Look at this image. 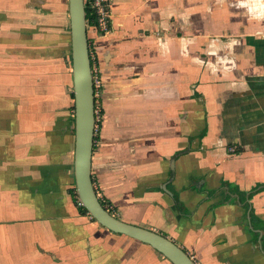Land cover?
I'll use <instances>...</instances> for the list:
<instances>
[{"label":"crops","instance_id":"1","mask_svg":"<svg viewBox=\"0 0 264 264\" xmlns=\"http://www.w3.org/2000/svg\"><path fill=\"white\" fill-rule=\"evenodd\" d=\"M92 177L197 264H264V0H111ZM68 0H0V264H172L76 204Z\"/></svg>","mask_w":264,"mask_h":264},{"label":"water","instance_id":"2","mask_svg":"<svg viewBox=\"0 0 264 264\" xmlns=\"http://www.w3.org/2000/svg\"><path fill=\"white\" fill-rule=\"evenodd\" d=\"M68 16L74 96V177L76 194L82 207L101 226L149 245L172 264H197L183 247L170 238L149 228L121 220L103 206L92 177L96 99L86 0H68Z\"/></svg>","mask_w":264,"mask_h":264},{"label":"built area","instance_id":"3","mask_svg":"<svg viewBox=\"0 0 264 264\" xmlns=\"http://www.w3.org/2000/svg\"><path fill=\"white\" fill-rule=\"evenodd\" d=\"M111 0H86V6L89 5L92 10L93 23L89 25L88 29H93L98 36H104L111 31V9H110ZM88 21V20H87ZM90 56L92 60V71L94 78V89H95V99H96V128L95 135L97 136L100 133V124L102 122V108L100 100L103 95V82L100 75V70L96 58V53L90 50ZM95 136V137H96ZM101 198V197H100ZM78 199V197H77ZM78 205L82 206L79 199ZM87 215H91L87 212ZM92 218V217H91Z\"/></svg>","mask_w":264,"mask_h":264},{"label":"trees","instance_id":"4","mask_svg":"<svg viewBox=\"0 0 264 264\" xmlns=\"http://www.w3.org/2000/svg\"><path fill=\"white\" fill-rule=\"evenodd\" d=\"M86 12H87V20H88V23L89 25H91L93 23V15H92V10L90 8L89 5L86 6ZM69 43H70V36H69ZM90 50L91 51H94L96 53V58H97V62L99 63V57H100V53H99V49H96L94 44H91L90 45ZM72 98L74 100V96L72 95ZM73 109H74V106H73ZM95 140H96V137H95ZM73 194L75 196V201H76V204L78 205V199H77V194H76V190L74 189L73 191ZM101 202L103 204V206L112 214H114V210L110 208V205H108L109 203L106 202L104 199L101 198ZM81 209H83L86 213L87 211L82 207L80 206Z\"/></svg>","mask_w":264,"mask_h":264}]
</instances>
